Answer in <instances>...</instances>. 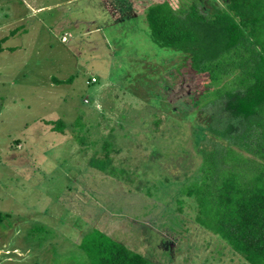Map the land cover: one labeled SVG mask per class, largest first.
Wrapping results in <instances>:
<instances>
[{"label": "rangeland", "instance_id": "rangeland-1", "mask_svg": "<svg viewBox=\"0 0 264 264\" xmlns=\"http://www.w3.org/2000/svg\"><path fill=\"white\" fill-rule=\"evenodd\" d=\"M132 5L0 0V37L16 28L0 51V264H91L72 237L81 227L161 264H247L198 231L197 195L185 186L206 144L224 146L199 137L225 118L223 103L195 107L183 55L157 46L141 2Z\"/></svg>", "mask_w": 264, "mask_h": 264}, {"label": "trees", "instance_id": "trees-1", "mask_svg": "<svg viewBox=\"0 0 264 264\" xmlns=\"http://www.w3.org/2000/svg\"><path fill=\"white\" fill-rule=\"evenodd\" d=\"M134 1L142 4L148 37L183 55L186 64L178 73L182 82H191L187 95L195 107L223 103L225 118L206 124L199 137L209 133L224 146L216 151L207 143L203 167L185 185L197 195V230L224 241L246 263L264 264V0H183L176 6L174 0ZM123 2L132 11L133 0ZM62 122L52 129L59 132ZM243 149L255 158H241ZM79 229L72 237L91 264H161L160 255L148 257L98 229ZM186 248L195 250L192 243Z\"/></svg>", "mask_w": 264, "mask_h": 264}, {"label": "crops", "instance_id": "crops-1", "mask_svg": "<svg viewBox=\"0 0 264 264\" xmlns=\"http://www.w3.org/2000/svg\"><path fill=\"white\" fill-rule=\"evenodd\" d=\"M53 1H55L56 3L58 2V1H61V0H53ZM8 11L10 12V14L9 15H13V14H15L16 12H17V8L14 6V5H12V4H10V6L8 7ZM48 7H46V6H40V7H38V8H36L35 9V11H38V12H44V11H48ZM55 17H57V16H53L52 17V20H55L56 18ZM21 19V18H20ZM15 29L16 28H14V29H9V32L8 33H6V34H4V35H2L1 37H0V39H2L3 38V40L4 41H6L10 36H14L15 34H10V32H14L15 31ZM12 30V31H11ZM9 34V35H8ZM63 35V34H62ZM61 35V36H62ZM60 40H61V37H60ZM0 84H2V83H0ZM36 121H42V119H40V118H38V119H36Z\"/></svg>", "mask_w": 264, "mask_h": 264}, {"label": "clouds", "instance_id": "clouds-1", "mask_svg": "<svg viewBox=\"0 0 264 264\" xmlns=\"http://www.w3.org/2000/svg\"><path fill=\"white\" fill-rule=\"evenodd\" d=\"M63 36H65V35H62V36H61V41H62V37H63ZM66 40H67V39H66ZM63 42H64V41H63ZM92 77H95V76H92ZM92 77H91V78H92ZM91 78H90L89 80H86L87 84L92 83V82H96V81H97V78H96V77H95V79H96L95 81H91ZM247 264H248V263H247Z\"/></svg>", "mask_w": 264, "mask_h": 264}, {"label": "built area", "instance_id": "built-area-1", "mask_svg": "<svg viewBox=\"0 0 264 264\" xmlns=\"http://www.w3.org/2000/svg\"><path fill=\"white\" fill-rule=\"evenodd\" d=\"M66 39H67L66 36H63V37H62V41H66ZM95 80H96L95 77H92V78H91V81H95Z\"/></svg>", "mask_w": 264, "mask_h": 264}]
</instances>
